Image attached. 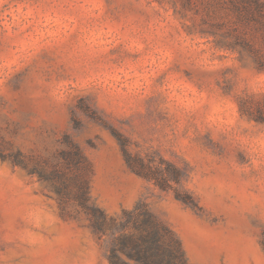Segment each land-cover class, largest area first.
<instances>
[{
    "label": "rangeland",
    "instance_id": "1",
    "mask_svg": "<svg viewBox=\"0 0 264 264\" xmlns=\"http://www.w3.org/2000/svg\"><path fill=\"white\" fill-rule=\"evenodd\" d=\"M68 140L108 216L143 203L189 262L264 264V0H0V264H111L76 186L41 178Z\"/></svg>",
    "mask_w": 264,
    "mask_h": 264
},
{
    "label": "trees",
    "instance_id": "2",
    "mask_svg": "<svg viewBox=\"0 0 264 264\" xmlns=\"http://www.w3.org/2000/svg\"><path fill=\"white\" fill-rule=\"evenodd\" d=\"M126 160L132 170L152 178L162 189L172 188L173 182L180 184L182 170L173 162L163 159L165 168L154 166L153 159L133 154L125 138L119 136ZM69 149L61 150V157L56 166L48 172H41V178L52 183L54 191L64 197L72 195L71 188L76 186L75 193L78 205L87 215L96 235H111L112 242L108 248L111 264H128L124 257L135 260L138 264H194L187 259L182 243L175 232L165 223L157 220L139 203L135 213H125L124 220L108 216L106 212L91 200L86 180L75 176L86 159L79 146L67 141ZM61 159L64 160L61 163ZM176 197L184 203L195 206L190 193L176 190Z\"/></svg>",
    "mask_w": 264,
    "mask_h": 264
}]
</instances>
